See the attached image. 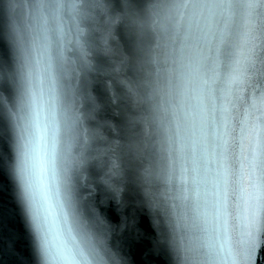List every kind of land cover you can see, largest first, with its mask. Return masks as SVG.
I'll list each match as a JSON object with an SVG mask.
<instances>
[{"label": "clouds", "instance_id": "clouds-1", "mask_svg": "<svg viewBox=\"0 0 264 264\" xmlns=\"http://www.w3.org/2000/svg\"><path fill=\"white\" fill-rule=\"evenodd\" d=\"M4 203L21 264H132L138 214L165 264H254L264 0H0Z\"/></svg>", "mask_w": 264, "mask_h": 264}, {"label": "water", "instance_id": "water-1", "mask_svg": "<svg viewBox=\"0 0 264 264\" xmlns=\"http://www.w3.org/2000/svg\"><path fill=\"white\" fill-rule=\"evenodd\" d=\"M109 215L113 222H118V216L109 209ZM14 221L10 216V205L7 203L0 204V228L12 226ZM136 227L143 232V236L136 238L131 233H126L127 254L131 257L132 264H165L161 256L153 255L150 251L152 247L151 237L153 230L146 216L138 214ZM17 255H6L0 253V264H21L22 260H27L28 251L21 245L16 246Z\"/></svg>", "mask_w": 264, "mask_h": 264}, {"label": "snow or ice", "instance_id": "snow-or-ice-1", "mask_svg": "<svg viewBox=\"0 0 264 264\" xmlns=\"http://www.w3.org/2000/svg\"><path fill=\"white\" fill-rule=\"evenodd\" d=\"M261 253H264V248H262L259 252L253 253L254 264H262V261H264V259L261 258Z\"/></svg>", "mask_w": 264, "mask_h": 264}]
</instances>
